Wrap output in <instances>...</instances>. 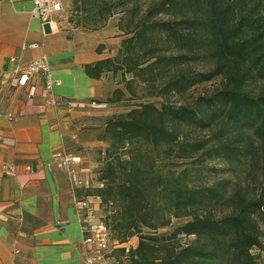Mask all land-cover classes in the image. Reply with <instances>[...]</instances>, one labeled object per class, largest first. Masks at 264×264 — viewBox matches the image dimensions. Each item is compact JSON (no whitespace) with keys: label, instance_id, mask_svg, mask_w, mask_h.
Masks as SVG:
<instances>
[{"label":"trees","instance_id":"1","mask_svg":"<svg viewBox=\"0 0 264 264\" xmlns=\"http://www.w3.org/2000/svg\"><path fill=\"white\" fill-rule=\"evenodd\" d=\"M71 4L68 20L84 31L98 30L118 15L123 38L117 53L85 64L84 71L94 78L120 73L124 88H115L108 102H120L125 91L141 100L105 119L101 139L108 144L98 185L82 188L85 196L100 199L111 241L138 237L136 247L111 248L106 259L258 264L252 250L264 247V182L252 185L248 176L256 168L264 173V0ZM214 79L210 91L170 102ZM151 98H160L159 106ZM198 129L208 130L214 142L192 139L191 131ZM210 156L221 158L235 180L193 185L189 166L159 164L191 158L203 164ZM173 218L187 220L157 235ZM180 236L192 238L182 242Z\"/></svg>","mask_w":264,"mask_h":264},{"label":"crops","instance_id":"2","mask_svg":"<svg viewBox=\"0 0 264 264\" xmlns=\"http://www.w3.org/2000/svg\"><path fill=\"white\" fill-rule=\"evenodd\" d=\"M62 5L53 33L31 14L32 0H0V140L14 141L12 146L0 141V166L14 168L11 176L0 172V264H86L89 246L75 199L100 206L52 155L82 148L78 176L88 186L99 164L94 151L107 145L101 139L105 113L92 103L108 93L109 73L90 77L84 65L115 55L123 35L116 21L93 31L74 27L63 0ZM41 56L49 64L52 90L44 91L41 75L19 86L16 71ZM51 98L56 104L48 102Z\"/></svg>","mask_w":264,"mask_h":264},{"label":"rangeland","instance_id":"3","mask_svg":"<svg viewBox=\"0 0 264 264\" xmlns=\"http://www.w3.org/2000/svg\"><path fill=\"white\" fill-rule=\"evenodd\" d=\"M63 1H64V5L66 6V8L68 10V16H70V14L73 10V6L71 4L72 0H63ZM117 20H118V15H114L111 18H109L108 22L109 21H116L117 22ZM126 76L128 78L131 77L130 74H128ZM217 81H218L217 79H214L211 81H205L204 83L191 86L185 92L183 99H180L177 96H173V97H171L170 102L172 104H179L182 101H184V102L190 101L193 97H195L197 94L201 93L204 89L207 91H210L213 88V86L217 84ZM106 82L108 83L109 91L104 96V98L100 102H98V103H104L106 105H105V107L104 106L100 107V108L97 107V108L101 109V111H103V113H105L103 115V116H105L104 121L107 117H110L112 115L125 113L127 110H129L132 107L133 104L141 101V100L136 99V98H131L129 96V94L125 91V95L120 102H117V103L108 102L107 99L112 95L113 90L115 88H118V87L124 88V84L121 82L120 73H117L115 76L112 75L111 73L108 74ZM150 100L155 101L157 106H159V102L161 101L160 98H155V99L151 98ZM103 125H104V122H103ZM102 132H103V130H102ZM190 137L192 139H194V138H196V139H199V138L200 139H208V140H210L208 143V146H209V144L214 142V140L211 139V135H210V132L208 130H201V129L200 130L199 129L198 130H192L190 133ZM105 143L108 144L107 142H105ZM106 146L102 145L100 148H97L94 151V158L98 160L99 164L97 167L92 168V173H95V175L92 177H89L90 179L88 180V186L87 187L98 185V182H97L98 173L96 171L98 170V168L102 164V158L104 157L103 152H104V149L106 148ZM71 152L78 153L80 155L84 153L82 148H77L76 150H73ZM193 160H194L193 158L185 160V161L184 160L182 161V160L169 159L166 161H162L159 164H162L163 162H167L170 165L171 169H179V167L181 165L189 166L191 168L189 176H190L191 183L193 185H203V184L205 185V184H209V183H212L214 181H217V180L234 181L236 178L235 177L236 175L232 171H229L226 169L227 168L226 163L221 158H219L218 156L206 157L203 164H201L200 161H198L197 159H195L194 161ZM191 161L194 164L188 163ZM173 164H176L178 167L177 166L173 167ZM77 174L79 175L78 171H77ZM80 175H81V172H80ZM78 177L80 178L81 176H78ZM248 181L252 185H257L261 182H264V173L261 172V169L256 168L248 176ZM79 188H84V186H82V187L79 186ZM106 215H107V212L104 211V208H102L101 206H99V208L96 207V216L97 217H100V218L104 217V219H105ZM186 220H187V218H173L169 225L159 227L156 230V234L157 235L168 234V233L172 232L176 227L183 224ZM143 230L146 231L145 228ZM191 238L192 237L180 236V239L182 242L190 240ZM137 241H138V237L136 235L131 237L125 243H118L115 241L114 242L111 241L112 244H111L110 249L111 248H120V247H125L128 249L130 247H136ZM262 246H264V238H262ZM252 253L257 254L258 264H264V247H262V249L254 248L252 250ZM108 260L110 262H112V264H115L113 258H108Z\"/></svg>","mask_w":264,"mask_h":264},{"label":"built area","instance_id":"4","mask_svg":"<svg viewBox=\"0 0 264 264\" xmlns=\"http://www.w3.org/2000/svg\"><path fill=\"white\" fill-rule=\"evenodd\" d=\"M31 14L36 17L42 25H48L50 32H57L58 25L55 14L63 9L62 0H32ZM35 47L36 44H31ZM34 75H41L45 78L44 91L52 90L53 81L49 75V64L45 56L37 57L28 62L23 68L16 71V79L19 86H29V82ZM33 93V86L29 87L28 95ZM49 103L56 104L51 98ZM95 107H105L104 103H92ZM11 116V114H9ZM1 143L4 145H14L13 139L2 137ZM54 164L64 168L70 175L71 180L76 185L83 186V181L78 177L77 171L82 163V157L78 153L67 150H59L52 155ZM0 172L6 175H13L14 168L10 165H1ZM99 199L98 197H95ZM75 207L79 215L81 230L84 242L89 246L86 256V264H99L105 260V255L109 253L111 247L110 232L107 225L100 217L96 216L94 202L88 198H76Z\"/></svg>","mask_w":264,"mask_h":264}]
</instances>
